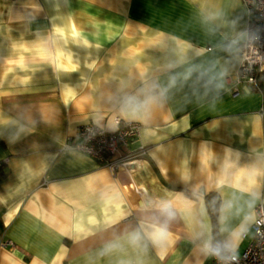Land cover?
I'll list each match as a JSON object with an SVG mask.
<instances>
[{"label":"crops","instance_id":"crops-1","mask_svg":"<svg viewBox=\"0 0 264 264\" xmlns=\"http://www.w3.org/2000/svg\"><path fill=\"white\" fill-rule=\"evenodd\" d=\"M247 20L241 0H0V264H213L205 194L216 241L264 201V70L229 91ZM115 116L140 125L116 173L64 146ZM162 200L166 245L133 241Z\"/></svg>","mask_w":264,"mask_h":264},{"label":"built area","instance_id":"built-area-1","mask_svg":"<svg viewBox=\"0 0 264 264\" xmlns=\"http://www.w3.org/2000/svg\"><path fill=\"white\" fill-rule=\"evenodd\" d=\"M241 2L248 12V20L243 32L238 68L229 82L232 96L257 88L258 75L264 70V0ZM113 122V130L92 122L82 124L73 136L66 138L64 146L87 154L116 173L119 166L127 164L133 157L132 152L128 151V144L138 137L140 125L118 116L113 118ZM144 152L142 149L139 153ZM253 211L251 238L238 254V259L231 264H264V201H259ZM212 260L213 264H218L214 258Z\"/></svg>","mask_w":264,"mask_h":264},{"label":"clouds","instance_id":"clouds-1","mask_svg":"<svg viewBox=\"0 0 264 264\" xmlns=\"http://www.w3.org/2000/svg\"><path fill=\"white\" fill-rule=\"evenodd\" d=\"M175 81L173 80V83ZM220 87V85H217ZM163 93H161V96ZM152 97L144 101H140L135 97H130L126 100V106L132 111L133 114L138 112L141 107L147 105L149 100ZM160 214L165 218L163 223L152 225L150 231H145L143 236L140 231H137L132 234V239L135 242H140L143 239H147L157 247L158 249H162L171 233L168 230L169 222L176 218V209L173 203L169 200H162L157 205ZM252 202H249L248 208L251 209ZM233 208L232 202H227L221 209L222 212L231 210ZM236 214L239 215L244 211L243 208H236ZM225 217L221 216V222H223ZM253 217L251 213H246L243 215L241 222L230 231L222 228L221 231H227V236L225 239L221 241H213L211 236L204 237L203 232H198L194 234L193 239H201V244L199 245L200 251L206 256L210 258H214L218 264H231L232 261L238 259V247L240 242L247 235L249 224L251 223Z\"/></svg>","mask_w":264,"mask_h":264},{"label":"trees","instance_id":"trees-1","mask_svg":"<svg viewBox=\"0 0 264 264\" xmlns=\"http://www.w3.org/2000/svg\"><path fill=\"white\" fill-rule=\"evenodd\" d=\"M206 204L210 215L211 227H212V237L214 242L218 238L217 232V211L219 206V198L214 193L205 194Z\"/></svg>","mask_w":264,"mask_h":264},{"label":"snow or ice","instance_id":"snow-or-ice-1","mask_svg":"<svg viewBox=\"0 0 264 264\" xmlns=\"http://www.w3.org/2000/svg\"><path fill=\"white\" fill-rule=\"evenodd\" d=\"M74 35H75V33H74ZM60 67H62V68H63V65H60ZM70 67H74V66H71V65H70Z\"/></svg>","mask_w":264,"mask_h":264}]
</instances>
